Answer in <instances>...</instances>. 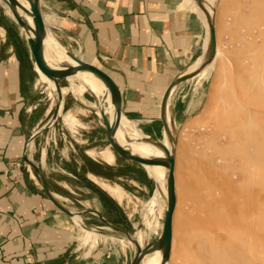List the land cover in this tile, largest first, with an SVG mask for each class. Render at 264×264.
Segmentation results:
<instances>
[{"label": "rangeland", "instance_id": "obj_1", "mask_svg": "<svg viewBox=\"0 0 264 264\" xmlns=\"http://www.w3.org/2000/svg\"><path fill=\"white\" fill-rule=\"evenodd\" d=\"M208 2L207 5L215 8L219 54L206 70L196 75L198 81L206 80L203 106L195 126L186 127L179 135L177 147L175 145L176 204L172 219V252L167 264H198L197 237L210 230L205 237L209 239L210 235L211 242L217 243L219 249L221 247L226 252L241 254L251 264H264V0ZM0 5L12 20L6 13V10L10 11L8 6ZM24 36L22 33L23 42L26 43ZM35 69L39 83L44 86V95L48 94L55 103L53 82L52 89L42 79L36 66ZM81 81L85 83L87 80ZM60 85L61 93L66 98V110L71 108L76 118L79 115L82 124L76 122L77 125L70 128L61 119L64 111L59 108V119L36 136V144L29 142V157L39 163L41 150H46L45 164L41 158V171L45 174L50 190L62 196V203L76 213L98 206L104 213L106 209L99 205L98 196L83 186L81 177L73 176V170L80 175L89 174L88 177L100 187L104 188L100 182L119 187L121 197L111 196L120 202L123 211L120 210L119 215L113 213L110 217L125 219L128 225L118 227L134 236L150 222H155L156 230L143 237V245L145 239L154 240L162 227L164 207L155 203L151 205V210L149 208L156 185L150 180L151 186L147 187L146 178L141 176H146L148 170L112 150L89 91L85 92L87 101L79 99L77 104L75 100L78 98L72 89L64 92L69 83L61 82ZM150 130L155 138L164 141L165 136L159 129ZM106 146L111 148L116 159L115 163L114 158L111 160V166L105 164L111 163L98 155ZM91 148L98 152L95 156L86 153ZM26 166L31 176L33 172ZM33 175L31 177L38 184L37 176ZM161 191L166 197V185ZM78 215L79 220H76L80 226L74 229L77 239L85 243L83 245L93 247L97 239L95 224L100 225L101 221L91 213ZM205 224L210 225V228ZM202 226L205 228L202 229ZM206 226L209 231H204L208 229ZM82 228L91 232L89 239H81ZM106 233L120 238L126 246L133 248L129 241L116 236L110 228ZM214 246L210 248H218ZM212 250L208 251L211 253ZM206 256L202 258L207 261ZM205 262L201 261L200 264Z\"/></svg>", "mask_w": 264, "mask_h": 264}, {"label": "crops", "instance_id": "obj_2", "mask_svg": "<svg viewBox=\"0 0 264 264\" xmlns=\"http://www.w3.org/2000/svg\"><path fill=\"white\" fill-rule=\"evenodd\" d=\"M0 8V264H129L133 248L106 233L109 227L99 218L94 246L82 241L81 245L74 231L80 226L77 220L47 199L22 161L27 136L52 114L55 103L44 95L22 31ZM40 10L46 33L57 45L113 79L121 93L122 116L147 135L155 137L150 129L163 133V95L202 56L208 42V29L197 12L185 0H40ZM205 82L195 76L171 90L166 119L175 141L186 127L195 126ZM82 99L87 101L85 93ZM75 101L79 104L81 100ZM66 104L64 95L65 110ZM78 119L82 120L79 115ZM43 150L46 160L42 149L38 163L42 170ZM73 174L98 196L106 212L99 206L91 209L117 227L128 225L125 219L110 217L123 211L120 202L104 193L89 174L80 175L76 170ZM141 176L147 187L150 180L154 182L147 173ZM52 193L62 203V196ZM68 197L64 199L70 200Z\"/></svg>", "mask_w": 264, "mask_h": 264}, {"label": "water", "instance_id": "obj_3", "mask_svg": "<svg viewBox=\"0 0 264 264\" xmlns=\"http://www.w3.org/2000/svg\"><path fill=\"white\" fill-rule=\"evenodd\" d=\"M5 3L12 15L16 19V24L18 27H22L25 31L30 32L32 35L28 36L25 40L33 59V65L36 66L46 78L53 82L55 86L56 99H55V107L52 112L51 117L48 121L42 124L38 129L32 131L26 138L23 145L22 152V161L28 165L32 172L37 176L38 182L40 184V188L42 193L47 197V199L60 211L65 213L68 216H72V212L67 208V206L61 203L59 200L55 198L50 187L47 183V180L41 171L40 166L34 160L29 157L28 154V144L30 141H34L36 136L41 133L43 130L52 126L60 117L59 108L61 111H65L63 106L64 97L61 93V82H64L68 85L67 77L76 74L80 71H87L95 75L106 87L107 92L110 97V101L113 105L114 109V117L112 121H109L106 114L103 110L99 109L100 117L103 123V126L106 131L107 141L112 148V150L119 155L128 160H132L141 166H155L161 165L167 169L166 173V208L164 210V214L162 217V227L160 229L157 237L152 241H146L143 246H141L137 240L134 238V235L122 230L121 228L113 225L108 220H106L97 210L87 208L79 212L81 216L86 213H92L96 215L106 226H108L111 230L120 234L124 239L129 241L133 247V256L129 262V264H141L146 256L151 254L156 250L161 251V263L167 264L171 251V242H172V216L176 204V195H175V180H174V142H175V133L172 129V126L166 119V107L169 98V94L171 90L179 83L194 78L198 72L205 65L210 64L216 54V33H215V23L214 16L209 14L208 8L204 0H195L199 8L205 13L207 24H208V44L207 48L204 50L202 56L203 61L200 67L191 72L186 73V70L180 73L174 81H172L167 87L162 101L160 105V114L163 123V135L167 137V139L171 142V149H167L165 145L161 143L158 138L155 137H139L138 142H147L153 145L154 147L160 148L164 152L163 157H153V158H144L139 155H135L128 151L126 148L121 146L114 138L117 128L119 126L122 112H121V93L113 81V79L101 68L87 63L75 56L70 51L66 50V55L71 59V63H63L58 67L50 66L44 57L43 53V39L45 36V24L43 20V16L40 10V0H25L28 3V8L20 0H0ZM212 12H215V8L211 7ZM26 15L31 16L32 24L29 23ZM33 66V68H34ZM35 71V69H34ZM36 73V71H35ZM94 98V102L96 106L99 101L95 96L91 93ZM103 98V97H101ZM98 107V106H97ZM162 135V137H163Z\"/></svg>", "mask_w": 264, "mask_h": 264}, {"label": "bare ground", "instance_id": "obj_4", "mask_svg": "<svg viewBox=\"0 0 264 264\" xmlns=\"http://www.w3.org/2000/svg\"><path fill=\"white\" fill-rule=\"evenodd\" d=\"M20 1L25 5V7L28 8V3L25 0H20ZM185 1L192 7V9L194 11L197 12V14L204 21V23H205V25H206V27L208 29V24H207V19H206L205 13L199 8V6L195 2V0H185ZM207 1H209V0H207ZM206 6L208 8L209 14L214 16L215 12L214 13L212 12V10H211L212 6L210 7L209 4L208 5L206 4ZM8 14H9V17L16 22V19L12 15L11 11H8ZM25 17L27 18L29 23L32 24L31 17L29 15H26ZM19 29L25 35V38H27L28 36L32 35L30 32L25 31L20 26H19ZM207 41H208V36H207ZM207 44H208V42H207ZM207 44L205 46V49L207 48ZM217 46L218 45L216 43V54H215V56L219 54V48ZM43 53H44V57H45L46 62L52 67H58L59 65H61L63 63H71L72 64L71 59L66 55V49L60 44L57 45L48 36L46 31H45V36H44V39H43ZM202 61H203V56H201L199 59H197L195 62H193L186 69V73H191V72L197 70L200 67ZM208 66H209V64L205 65L203 68H200L201 70L198 73H200L201 71L206 70L208 68ZM37 70L40 73L42 79L44 81H46L47 84L52 88L53 87L52 82L48 78H46L45 75L38 68H37ZM82 79L83 80H87V81L85 83H83L81 81ZM67 80H68V83H69V87L65 86L64 92L67 89L68 90L72 89L74 94L76 95V97L81 100L83 94L85 92L89 91L99 101V103L97 105L98 107H97L96 113L100 116L99 109H101V110L104 111V113L106 114V116L109 119V121H112V119L114 117V109H113V105H112V103L110 101L109 94H108L107 89L104 86V84L95 75H93L92 73L87 72V71H80V72H77L74 75L68 76ZM75 81H77L78 83H75ZM101 97H103V98H101ZM92 105L96 106L95 102L92 103ZM61 119H63L64 122L70 128H74V126L77 125L76 122L82 124L79 121V119L76 118L75 115L70 110L64 111L62 113V118ZM167 122H168V120H167ZM144 136L148 137L150 135H147V134L143 133L130 120H127L124 116H121V120H120V123H119V126L117 128V131L115 133L114 138L120 144H122L124 148H126L127 150H131L133 154L139 155V156L144 157V158L163 157L164 156V152L160 148L154 147L153 145H151L150 143H147V142H138L137 141L139 137H144ZM161 143L163 145H165V147H167V149H169V150L171 149V145L172 144L167 139L166 136L164 138V141H162ZM176 144H177V140L174 142V148H175ZM137 150L140 153L139 152L136 153ZM148 151L150 153L147 154ZM86 153L89 156L90 155L95 156L98 152H96L93 148H91V149H87ZM98 155L102 159H104L106 162H109V163H111V160H113V158H114V154H113V152H112V150H111V148L109 146H106L104 149L100 150ZM44 158H45V152L42 155V163L43 164H45ZM144 168L146 170H148L147 171L148 176H150L154 180L155 185H156V187H155L156 192L154 193V196H153V198H152V200L150 202L149 208L151 210V205L155 204V203H158V204L163 205L161 207H164V210H165V208H166V197L162 193L161 188H163V185H165L167 169L164 166H161V165L145 166ZM161 174H164V175H161ZM31 176H34L33 173L31 174ZM92 179L94 180L95 177L93 176ZM100 184L104 186V189H106V191L109 194L114 195L117 198L121 197L122 193H121V190L119 189V187L110 185V184L105 183V182H100ZM148 209H147V211H148ZM164 210L162 212L163 214H164ZM71 212H72V216L75 219L79 220V215L76 212H74V211H71ZM149 213H150V211H149ZM163 214H162V217H163ZM145 219H146V217H145ZM172 219H173V216H172ZM154 223L150 222L148 226H146L143 229L137 231V233L135 232L136 235L134 237H135V239L137 240V242L141 246L143 245V237L146 236L147 234H151V232H154L156 230L155 227H154ZM205 225H207L210 228V225H208V224H205ZM203 228H205V226L204 227L202 226V229ZM209 228L208 229H204V231H206V230L209 231L210 230ZM216 229H215V231H217ZM82 230H83V234H82V238L81 239L82 240L89 239V234L91 232L88 231V230H85L84 228H82ZM210 232H211V230H210ZM207 233L208 232H206V234ZM206 234H204V232H203L202 235L200 234L197 237V242L199 244L197 243V245H196V247H197L196 251L198 253V254L196 253L197 254L196 258L199 257L198 259L200 260V261H198V264H200L201 261L202 262L206 261L202 257H205L208 254V252H209V254H208V256H206V259H207V261L205 262L206 264H209L208 263V259H209L210 264H251L241 254H237L234 251L226 252L225 248H221V247L219 249V246L216 245L217 243H214V241L211 242L212 238L210 237V235H209V239H208V237H205ZM205 238H207V239H205ZM146 241L147 240L145 239L144 243ZM206 242H208V243H206ZM211 243H213L218 248H210L211 246L212 247L214 246ZM171 246H172V244H171ZM209 249L210 250L213 249L211 253H210V251H208ZM171 252H172V249L170 251V254H171ZM160 263H161V251L160 250H156V251L152 252L151 254H149L148 256H146L141 264H160ZM202 264H204V263H202ZM254 264H255V262H254Z\"/></svg>", "mask_w": 264, "mask_h": 264}, {"label": "built area", "instance_id": "obj_5", "mask_svg": "<svg viewBox=\"0 0 264 264\" xmlns=\"http://www.w3.org/2000/svg\"><path fill=\"white\" fill-rule=\"evenodd\" d=\"M26 259H27L28 261H30V259H29V257H28V256H26Z\"/></svg>", "mask_w": 264, "mask_h": 264}]
</instances>
